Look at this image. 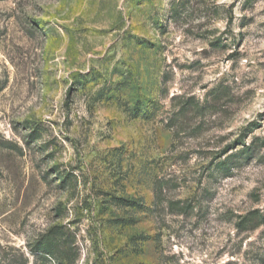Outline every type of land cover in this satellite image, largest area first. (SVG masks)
I'll return each mask as SVG.
<instances>
[{
    "label": "rangeland",
    "instance_id": "374dc122",
    "mask_svg": "<svg viewBox=\"0 0 264 264\" xmlns=\"http://www.w3.org/2000/svg\"><path fill=\"white\" fill-rule=\"evenodd\" d=\"M255 138L264 0H0V264H264Z\"/></svg>",
    "mask_w": 264,
    "mask_h": 264
},
{
    "label": "trees",
    "instance_id": "16d2710c",
    "mask_svg": "<svg viewBox=\"0 0 264 264\" xmlns=\"http://www.w3.org/2000/svg\"><path fill=\"white\" fill-rule=\"evenodd\" d=\"M221 95V90L219 87L213 88L209 91L205 103L202 105V109H209V107L213 106L214 103H211L209 98H212L218 101L219 96ZM187 106L194 105L192 102L188 100L186 103ZM185 106V105H184ZM147 107H141L139 109L140 114L147 112L149 115L150 110L146 111ZM185 109V107H184ZM252 132H250L251 134ZM260 142L259 138H255L251 145H246V143L242 139H238L236 144H232L231 147L225 148L217 155V162L213 163L216 169H218V174L224 176L225 178L232 176L233 170L235 167V161H239V158H250V155L253 153V148L258 145ZM258 143V144H257ZM264 148V141L259 144ZM260 147V148H261ZM259 148V150H260ZM264 225V212L260 213L259 211H251L247 215L241 217V222L239 226L242 228H246L249 230H256L260 226ZM55 235V236H54ZM54 237V238H53ZM57 237L58 234L51 233L44 242H41L40 250H44L47 255L54 256L56 260H58L56 253L57 246Z\"/></svg>",
    "mask_w": 264,
    "mask_h": 264
}]
</instances>
